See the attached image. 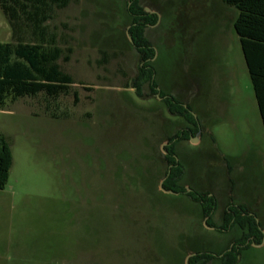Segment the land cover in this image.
<instances>
[{"label":"rangeland","instance_id":"374dc122","mask_svg":"<svg viewBox=\"0 0 264 264\" xmlns=\"http://www.w3.org/2000/svg\"><path fill=\"white\" fill-rule=\"evenodd\" d=\"M127 3L69 0L55 9L49 28L74 81L58 100L67 118L45 115L42 94L0 109L13 155L0 190V264H186L197 253L221 264L232 248L236 264H264V126L237 11L224 0H141L158 18L146 33L159 91L145 85L141 97L132 88L141 61ZM12 39L0 9V42ZM167 97L197 122L176 159L180 184L215 198L211 220L186 193L160 187L168 140L194 130L170 114ZM242 219L256 223L261 242H238Z\"/></svg>","mask_w":264,"mask_h":264},{"label":"trees","instance_id":"16d2710c","mask_svg":"<svg viewBox=\"0 0 264 264\" xmlns=\"http://www.w3.org/2000/svg\"><path fill=\"white\" fill-rule=\"evenodd\" d=\"M69 0H0V9L7 18L12 32V42H0V109L18 100L44 95V113L52 119L67 118V113H58V100L71 93L73 78L65 72L59 61L63 49L58 46L54 34L50 31L49 22L53 19L56 8H64ZM237 11L234 29L238 34L245 62L250 74L258 108L264 126V0H224ZM128 12L132 18L129 28L131 43L139 54L141 64L138 75L134 78L132 88L138 96H143V88L147 85L152 93H159L154 79L152 60L155 51L146 30L157 22V15L146 12L141 0H128ZM65 60H68L67 57ZM163 97V94L160 93ZM168 111L184 118L194 127L191 133L198 132V125L191 108L174 98H166ZM189 135L180 131L169 139L170 145L165 148L168 155L165 160L172 165L170 174L163 188L175 193H186L193 201L202 205L203 214L211 220L217 207L214 197L208 193H188L180 183L184 171L183 166L176 162L174 138L178 141ZM13 165V155L5 136H0V190L4 189ZM168 175V176H167ZM232 213L226 211L223 228H228ZM239 220L243 234L238 242L245 243L254 237L257 243L263 235L254 221ZM208 224V223H207ZM240 249L226 250L220 258L221 264H236ZM215 257L209 253H197L189 260V264H208Z\"/></svg>","mask_w":264,"mask_h":264},{"label":"water","instance_id":"95a60500","mask_svg":"<svg viewBox=\"0 0 264 264\" xmlns=\"http://www.w3.org/2000/svg\"><path fill=\"white\" fill-rule=\"evenodd\" d=\"M145 10H146V12H148V13H152V14L155 13L154 11H151L150 9H145ZM129 28H130V27H129ZM128 30H129V29H128ZM127 34H128V38H129V40L131 41V36L129 35V31H127ZM164 145H166V144H164ZM164 145H163V146H164ZM165 180H166V178H164V179L161 181V185H160L161 189H162L164 192H166V193L174 194L173 191H167V190H165V189L163 188V184H164ZM195 255H196V254H190V255L186 258V264H189V260H190V258L194 257Z\"/></svg>","mask_w":264,"mask_h":264},{"label":"flooded vegetation","instance_id":"af4514ba","mask_svg":"<svg viewBox=\"0 0 264 264\" xmlns=\"http://www.w3.org/2000/svg\"><path fill=\"white\" fill-rule=\"evenodd\" d=\"M145 9H146V8H145ZM153 94L157 95V93H153ZM165 99H166V98H165ZM165 99H164V100H165ZM170 114H171V113H170ZM172 115H173V114H172ZM190 129H191V128H186V129H184V131L187 130L188 133H189V132L191 133ZM182 131H183V130H182ZM197 133H198V132H197ZM176 135H177V134H176ZM176 135H174V136H176ZM174 136H173V137H174ZM173 137H171V138H173ZM168 141H169V140H168ZM179 141H180V140H179ZM179 141H178L176 138H174V142H176V144H178ZM169 145H170V142H169ZM169 145H168V146H169ZM168 146H167V147H168ZM175 146H176V145H175ZM166 155H168V152H166ZM166 155H165V156H166ZM174 157H175V159H176V150H175V155H174ZM166 162H167V161H166ZM176 162L180 164V162H178L177 159H176ZM167 164H168V162H167ZM168 165H169V164H168ZM171 168H172V165H169V172H168V175L170 174V170H171ZM168 175H167V176H168ZM165 178L167 179V177H165ZM186 191H187V190H186ZM187 192L189 193L190 191L188 190ZM191 192H192V191H191ZM174 194H178V193H175V192H174ZM223 218H224V217H223ZM222 256H223V255H222ZM222 256H220V257H222ZM190 259H191V258H190Z\"/></svg>","mask_w":264,"mask_h":264}]
</instances>
